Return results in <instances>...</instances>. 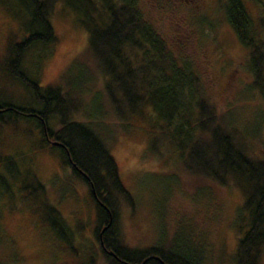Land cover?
<instances>
[{
  "label": "trees",
  "instance_id": "trees-1",
  "mask_svg": "<svg viewBox=\"0 0 264 264\" xmlns=\"http://www.w3.org/2000/svg\"><path fill=\"white\" fill-rule=\"evenodd\" d=\"M1 1L24 34L21 40L9 35L1 62L0 76L15 93L0 88V246L8 240L7 213L28 212L72 256L83 244L91 256L80 264H212L226 245L216 248L207 229L177 216L170 203L186 176L199 205L209 207L219 190L240 193L228 223L232 261L259 264L264 254V0H253L256 15L247 0H221L225 20L247 48L240 68L250 75L231 104L160 33L139 0ZM61 4L85 27L87 42L55 82L43 83L44 58L57 41L53 15ZM150 111L146 152L156 159L177 156L175 188L157 206L161 231L154 243L130 246L120 221L125 209L134 211L137 199L122 180L112 148L134 117ZM21 144L29 145L28 153L19 151ZM42 152L58 155L74 185L87 186L95 205L89 242L83 241L87 226H72L60 207L63 194L75 187H63L57 196L58 176L44 180L33 166L35 154Z\"/></svg>",
  "mask_w": 264,
  "mask_h": 264
},
{
  "label": "rangeland",
  "instance_id": "rangeland-1",
  "mask_svg": "<svg viewBox=\"0 0 264 264\" xmlns=\"http://www.w3.org/2000/svg\"><path fill=\"white\" fill-rule=\"evenodd\" d=\"M247 3L252 13L256 15L257 5L253 0H247ZM139 5L160 33L173 42L185 57L191 58L201 74L208 77L214 90L225 96L223 102L231 104L236 101L240 89L250 81V75L246 74L242 67L240 68V64L246 58L247 48L238 40L234 29L225 20V9L221 0H139ZM53 23L57 32V41L53 53L44 58L45 63L41 73L43 83L55 82L65 66L87 42V30L75 21L72 14L67 13L64 5L61 4L56 9ZM23 34L22 24L5 11L1 1L0 72L1 62L7 54L9 35L21 40ZM30 57L29 53L27 62H30ZM0 88L5 93L11 90L15 93V87L5 82L1 76ZM255 103H258V99ZM151 114L150 111L145 116L134 117L131 120L132 124L120 132L112 148L122 180L137 199L136 208H132H135L134 211L125 209L120 221L122 238L130 246L141 247L154 243L161 231L156 212L157 206L160 200L175 188L176 174L173 172L178 163L177 156L167 153L163 154L164 157L156 159L146 152L150 139L148 128L153 120ZM28 146L21 144L19 151H29ZM260 151L263 152L264 148L260 147ZM151 154L155 155V153ZM35 155L33 166L41 178L50 180L58 176L60 183L57 181L54 185L57 196L62 192L63 187H75L73 191L63 194L64 201L60 203V207L72 226L80 223L87 226L84 231L89 235L83 241L89 242L90 233L94 228L95 205L89 199L87 186L74 185L68 166L62 163L58 155L49 152ZM184 177L183 187L173 190V198L170 202L176 215L192 218L196 222L195 225L207 229L216 248L223 246V243L226 245V251L222 255L218 252L212 264H235L232 261L234 249L230 243L234 237L229 231L228 223L232 220L235 206L241 199L240 193L219 190V193L215 194V201L209 207L199 205L192 196L195 187L186 176ZM175 224L176 221H172V227ZM5 225L8 240L0 246V262L80 264L83 263L82 258L87 260L91 256L88 252H84L83 244L77 257L72 256L66 248H60L59 244L52 241V235L46 226L28 212L7 213ZM80 240H77L76 244H80ZM83 252L84 254H81ZM98 255V250L94 248L93 256L97 258ZM260 261L259 264H264V254Z\"/></svg>",
  "mask_w": 264,
  "mask_h": 264
}]
</instances>
